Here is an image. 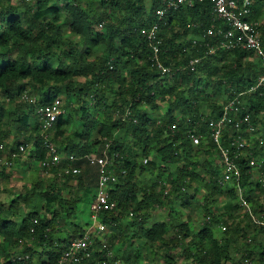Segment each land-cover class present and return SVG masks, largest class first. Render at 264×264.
Returning a JSON list of instances; mask_svg holds the SVG:
<instances>
[{
	"label": "trees",
	"instance_id": "trees-1",
	"mask_svg": "<svg viewBox=\"0 0 264 264\" xmlns=\"http://www.w3.org/2000/svg\"><path fill=\"white\" fill-rule=\"evenodd\" d=\"M59 1L35 0L33 4L19 8L12 5L11 0H0V96L6 100L5 103L0 101V140L2 134L12 132L14 136L33 142L35 159L44 163L51 157L46 158L47 151L36 114L39 106L56 98L62 100L58 95H63L69 103L76 102L79 119L86 121L91 117L87 101L92 100L101 109L111 108L119 112L120 118L98 124L95 140L106 143L108 168L117 175L116 182L109 188L110 199L116 206L114 210L98 215L99 221L109 231L116 230L117 241L121 238L115 245H121L124 250L112 256L115 263L141 264L139 253L129 244L134 239L138 244L160 242L169 250L182 247V241L188 239L190 246L182 247L181 251L186 258L192 257L195 264H264V246L256 251L247 250L239 260L231 261L228 257L229 243L213 235L212 220L195 236L186 221L175 220L174 236L167 238L169 224L165 221L145 224L144 215L161 205L156 190L161 183L169 182L174 192L189 187L190 182L198 178L195 170L199 163L206 164L209 173L205 197L211 203L216 195L222 193L221 169L214 159L218 150L209 136L211 127L208 123L220 116L222 105L227 99L234 98V91L241 86L247 90L242 97H236V118L248 114L254 130L256 125L264 129V89L248 91L261 73L259 59L244 49H216L212 54L206 53V43L212 44L219 39L218 36L210 38L205 35L212 24L218 23L213 22L210 0L169 11L159 22V57L162 64L170 68V73L165 75L152 66V51L144 33L156 20L155 10L166 0H149L147 7L146 0H61L63 10L59 8ZM251 1L264 3V0ZM61 13L68 33L76 38L74 42L68 40L67 48L62 49L59 47L63 35L59 20ZM259 31L264 49L263 24ZM92 48L100 50V54L90 59ZM220 53L228 59L221 63L215 83L218 86L206 92L216 65V55ZM192 58L200 59L193 69L188 64ZM200 73L205 74V80ZM170 79H175L176 83L170 84ZM198 84H203L204 90L197 92L194 86ZM222 85L227 97L224 103L212 105L208 114L198 112L195 107L197 101L215 96ZM23 91L33 94L37 102L19 101L18 96ZM108 91L114 94L110 103L105 99ZM170 97L172 99L167 101ZM164 101H167L166 109L156 123L147 111L158 108ZM62 108L63 114L56 120L59 125H62L61 119L65 115L63 100ZM32 116L36 122L34 127L30 123ZM235 120L224 126L221 144L227 145L229 135L248 136L244 131L245 123L240 124V130L236 131ZM86 121L83 123L85 130L88 128ZM4 123H10L12 129L1 131ZM121 129L129 132L132 149L124 148L116 140L115 134ZM190 130L201 136V142L207 141L205 144L209 145L202 162L196 157L200 145L191 142ZM82 133L83 130L78 135L79 140ZM258 140L248 147L249 154L243 155L245 150H242L236 160L241 171L239 180L235 182L239 188L247 190L260 186L261 182L258 178L256 180L252 171L255 167L264 166V155H258L256 151V148H261L256 143ZM92 143H71L62 139L55 151L68 159L73 157L85 161ZM4 146L5 149L14 148H8L5 143ZM137 151L145 159L153 152V159H146L141 166L136 165ZM250 159H254L256 165L250 166ZM179 163L180 168L170 175L168 166ZM3 172L0 171V176ZM142 173L152 175L155 180L148 185H140L137 177ZM61 175L77 177L78 184L82 181L81 173ZM93 187L79 191L80 196L72 199L62 197L55 182H34L30 196L26 192L24 198L28 209L20 218L17 216L20 211L17 203L10 201L3 206L0 202V264L31 263L34 259L36 264H58L70 242L62 232L63 228L76 237L83 236L86 231L84 226L73 221L74 211L84 201L90 204L96 189ZM234 190L233 187L227 193L234 197ZM181 204H186V200ZM120 211H129V215L134 216L129 224H123ZM87 221L90 225V217ZM128 228L134 229L128 231ZM234 231L235 235L240 231L237 223ZM89 240L91 255L77 264H107L108 256L116 246L112 242L107 246L98 235L91 233ZM164 264H174L171 254L164 255Z\"/></svg>",
	"mask_w": 264,
	"mask_h": 264
},
{
	"label": "rangeland",
	"instance_id": "rangeland-1",
	"mask_svg": "<svg viewBox=\"0 0 264 264\" xmlns=\"http://www.w3.org/2000/svg\"><path fill=\"white\" fill-rule=\"evenodd\" d=\"M35 0H11V4L22 8L24 5H31ZM149 5V0H146V7ZM59 8L63 10V2L59 1ZM251 18H257V20L264 25V3H253L252 4V14ZM60 26L62 29V38L59 42V47L67 48V41L72 40L76 41L75 37H72L68 33V29L63 20V13L59 15ZM188 53V52H187ZM100 50L92 48L89 58L92 59L95 55H99ZM227 56L222 53L216 55L215 58V68L212 71L210 77L209 88L206 92L212 91L217 87L215 85L217 81V76L220 72L221 63L226 61ZM200 77L205 80V74L200 73ZM170 84L176 83L175 79H170ZM203 84H198L195 87L196 91L204 90ZM252 86V85H251ZM249 86V88L251 87ZM213 87V89H211ZM220 88V89H219ZM218 88V91L215 96L207 98H202L197 101L195 107L198 112L201 111L204 114H208L211 106H219L224 103L226 100V94L223 92V85ZM238 89L234 91L233 97H242L246 89L238 86ZM248 88V89H249ZM189 94V92H188ZM62 97L63 103H65V115L62 117V125H59V122L55 123L52 128L49 130L51 135V142L54 145L55 149H59V144L62 139L66 142L79 143L82 144L84 141L93 142L90 154H100L103 150L106 149V143L104 141L96 142L97 138V126L100 123H106L109 120L114 121L120 118L119 112L114 111L113 109H101L98 108L93 101H87L88 113L91 116L89 119L80 120V112L78 110V105L75 103H69L65 96ZM167 97V95H165ZM114 94L110 91L106 93V101L110 103ZM171 97L167 100L170 101ZM0 101L6 102V100L0 96ZM167 101L162 102L158 108L154 110H148V116H152L153 120L157 123L161 117H163V112L166 109ZM247 108V107H246ZM237 119V118H236ZM86 121L87 130L83 127V123ZM30 123L32 127L36 125L35 118L32 116ZM11 130L10 123L3 124L1 131ZM83 135H78L82 132ZM60 131H63V134H60ZM1 133V132H0ZM81 135V134H80ZM116 140L127 149H132V138L129 135V132L126 129L119 130L116 134ZM2 141L9 147L17 145H23L25 152L21 153L19 157L13 161L11 165L0 166V171L3 170V175L0 176V202L3 206H7L10 201L17 203L19 207V213L17 216L22 217L27 211L28 206L24 203V198L26 192L30 196L31 184L34 182L40 181L44 184L55 182L58 185V188L61 189V196L64 198H78L81 193H78L81 190H87V188L95 187L97 180V169L92 167L87 171L88 167L86 162L83 159H68L67 156H60L59 164H53L50 160H45L44 163L35 159V150L34 144L31 141H25L20 136H14L12 132L4 133L1 135ZM249 147L253 145L254 140L261 138L262 140L256 141L261 148H256V151L259 154L264 155V129L259 125L255 126V130L245 136ZM1 139V138H0ZM207 141L199 142L196 152V157L199 162H202L206 158L204 151L209 145L205 144ZM201 143V144H200ZM16 145V146H17ZM217 147V146H216ZM250 148L243 151V155L249 154ZM7 148L0 153V156L3 157L6 154ZM218 150V148H217ZM47 151V149H46ZM107 154V151H106ZM215 163L220 167V157L219 151L215 152ZM153 152L146 159H153ZM50 154L46 152V158ZM51 157V156H50ZM109 158V156H108ZM49 159V158H48ZM145 157L140 155V151H137V156L135 158L136 165H143ZM145 159V160H146ZM256 159V158H255ZM67 160V163H66ZM214 163V162H213ZM179 164H170L167 171L171 174H175L176 171L180 168ZM70 166H77L81 169L82 181L78 184L77 177L63 176L61 175L64 168ZM207 165H201L199 163L198 168L195 172L198 175V178H195L190 182L189 187H185L179 192H174L169 182L165 181L161 187H157L156 190L159 193V200L161 202L160 206L150 209L145 215V224H152L159 221H165L169 224L167 238L174 236L173 230V221L181 220L186 221L189 225L190 230L193 235L195 234L207 223L212 220V231L213 235L218 239H225L229 243V254L228 257L231 258V261L239 260L242 255L247 251H256L260 246H264V186H261V183L264 184V166L255 167L252 171L254 177L259 179L260 186L257 188L250 187V189H242L235 185V182L232 184H223L222 193L216 195L213 202L210 203L208 198L205 197V182L209 177V173L206 171ZM169 172L167 174H169ZM88 173V176L86 175ZM155 179L150 174H138L137 183L140 185H148L153 182ZM262 180V181H261ZM80 183L82 185H80ZM254 185L256 182L253 183ZM93 187V188H94ZM234 187L235 195L231 197L227 192ZM83 194H85L83 192ZM257 198V199H256ZM35 200V197L32 198ZM186 200V204L182 205L181 203ZM208 202V203H207ZM88 202L84 201L82 204L76 207L74 211L75 221L77 224L84 226L87 230L90 225H88L90 210L88 208ZM44 210H42V214ZM120 214L123 218V224H129L134 216L129 215V211L124 212L120 211ZM217 222H215V220ZM237 223L239 232L235 235L234 226ZM134 228H128V231L133 230ZM63 233L65 236H68L67 239L71 240L76 237L72 232H66V229L63 228ZM91 234L98 235L103 243L109 245V242H112L113 245L117 244L121 238H115L117 235L116 230H110L106 227L102 232L98 233L94 228L90 230ZM239 235V236H238ZM227 239H230L229 241ZM222 241V240H221ZM131 247L134 246L136 251L139 253L140 263L141 264H164V255L169 253L173 257L174 264H195L191 258H186L182 253V247L190 246L188 244V239L182 241V247L178 246L174 249L169 250L166 246L160 242L153 244H138L136 239L130 242ZM114 251H111L108 256L107 264H117L113 260L112 256L116 253H121L124 249L121 245H115ZM195 250L196 248L192 246ZM123 249V250H122ZM132 249V248H131ZM42 260H46L45 257H41ZM35 261V263L33 262ZM118 261V260H117ZM1 262L4 260L1 258ZM36 259L32 260L31 263L27 261H22L21 264H36ZM16 264V263H15Z\"/></svg>",
	"mask_w": 264,
	"mask_h": 264
},
{
	"label": "built area",
	"instance_id": "built-area-1",
	"mask_svg": "<svg viewBox=\"0 0 264 264\" xmlns=\"http://www.w3.org/2000/svg\"><path fill=\"white\" fill-rule=\"evenodd\" d=\"M203 0H166L161 7L155 10L156 20L152 22L145 31V38L151 48V63L161 75L169 74L170 68L164 66L160 61V40L158 38L159 22L167 15L169 11H175L180 7H191L195 2ZM211 13L213 22L210 28L206 31L205 35L213 38L218 36L217 42L208 44L206 43V53L212 54L216 49H244L253 53L260 61L261 73L257 77L254 85L248 91H254L258 88L264 89V49L261 45V35L259 26L261 23L258 20L252 19V4L251 0H210ZM225 26V27H224ZM196 43V41H193ZM199 58H192L189 60V66L193 69L194 65L199 62ZM237 97V96H236ZM236 97L227 99L222 105L220 116L216 120H210L209 126L211 127L210 138L216 144L219 157L221 184H232L239 180L241 176L240 168L236 164L242 150L249 147L247 139L241 134L229 135L227 145L221 144L222 131L227 123L236 119L238 107L236 106ZM18 100L30 104H35L37 98L27 92L23 91L19 94ZM38 122L41 128V135L43 143L48 153L51 156V163L57 164L61 160L56 154V149L50 141L49 130L56 123L57 118L63 114L62 100L59 98L54 99L48 104L41 105L36 110ZM245 123L244 131L247 134L253 132L254 127L250 124V117L245 114L242 118L236 119L234 126L236 131L240 130V124ZM188 136L194 145L199 144L201 136L196 134L194 130L188 131ZM5 150L4 143L0 140V153ZM5 156H0V165H11L21 153L25 152L23 145H17L12 149L6 150ZM85 162L97 169L96 189L94 196L89 204L90 210V226L85 231L83 236L71 239L68 248L61 254L58 264H77L83 259H88L91 252L88 249L90 243L89 236L90 230L94 228L96 232H102L106 225L99 221L98 215L104 211L114 210L116 203L110 199L109 188L110 185L115 183L117 175L111 171L109 166L108 156L106 149L100 154H88L84 157ZM144 163L146 160L144 159ZM249 165L254 166L256 162L254 159L249 160ZM63 174L77 175L81 173V169L77 166H70L64 168ZM35 223L36 220H33ZM30 231H33L32 228Z\"/></svg>",
	"mask_w": 264,
	"mask_h": 264
},
{
	"label": "crops",
	"instance_id": "crops-1",
	"mask_svg": "<svg viewBox=\"0 0 264 264\" xmlns=\"http://www.w3.org/2000/svg\"><path fill=\"white\" fill-rule=\"evenodd\" d=\"M70 159H75V158H70ZM87 167H88V169H92V167L91 166H89V165H87Z\"/></svg>",
	"mask_w": 264,
	"mask_h": 264
}]
</instances>
